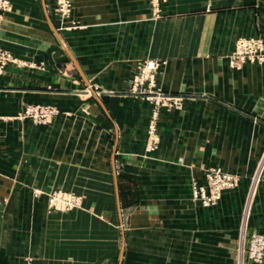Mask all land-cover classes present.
Here are the masks:
<instances>
[{
    "label": "crops",
    "instance_id": "1",
    "mask_svg": "<svg viewBox=\"0 0 264 264\" xmlns=\"http://www.w3.org/2000/svg\"><path fill=\"white\" fill-rule=\"evenodd\" d=\"M13 1L0 37L16 57L69 60L65 45L116 90L131 64L158 58L160 88L185 100L161 111L151 152L150 104L129 96H94L78 120L61 103L46 126L0 118V264H256L240 247L243 233L264 234V63L233 69L228 55L240 37L264 42V0H168L158 18L149 0H73L79 27L63 32L64 45L44 0ZM28 71L6 67L1 116L63 97L46 90L49 74ZM210 166L239 183L203 207L191 183ZM49 188L83 194L95 213H48L33 190Z\"/></svg>",
    "mask_w": 264,
    "mask_h": 264
},
{
    "label": "rangeland",
    "instance_id": "2",
    "mask_svg": "<svg viewBox=\"0 0 264 264\" xmlns=\"http://www.w3.org/2000/svg\"><path fill=\"white\" fill-rule=\"evenodd\" d=\"M2 1L4 2V5L0 6V30H1L2 22L5 16L13 12V3H14L13 0H2ZM44 1H45V8L49 12V15L51 18L50 21L52 22L51 27L53 29L54 40L57 44L59 43V44L64 45L63 32L71 31L79 27L78 22L75 20L73 16L74 15V1L67 0L69 7H68V11L65 14L61 10L60 2H62V0H44ZM166 1L168 0H149L150 12H151L152 18H158L160 16L161 5L162 3ZM0 47L4 49V47L1 45V37H0ZM63 48L66 50V52H68L69 58H70L69 60L57 61L54 58H51L50 61L46 59H43L40 61L24 60V59H20L16 57L12 52L5 49L8 52H10L13 58L15 59L14 62L9 63L8 65H15L17 68H21L22 70H25L26 71L25 76H28L29 78L32 76L33 73H31L28 70H31L32 72L37 71L42 74H49L51 77L50 79L51 81H50L49 86H47L46 90L62 94L63 97H61L60 101H57L58 103L54 102V104L47 103V102H32V101L23 102L21 106L15 112L7 114L6 116L0 115V118L8 119V120H11V119L19 120L22 122H29L34 125L46 126L50 124L57 116H59V114H61L60 106L62 105L60 104L62 103V104H66L68 108V109L65 108L62 111L64 112L65 116L72 120H78L80 118H84L85 116L91 115L89 108L84 104L90 103L94 96L99 97L103 94H108V95L116 94V95L129 96L131 98L138 99V100H143L150 104V113H149L148 123H147V133H148V126H149V122L151 121L153 109L155 108V105L158 101L157 93L159 92L165 93V94L168 93V92L163 91L158 84V77L162 71L161 70L162 62L160 61V59L146 57V58L137 60L134 64H131V66L129 67L128 74L123 76L121 89L116 90L115 88H110V86L100 85L99 83H96L93 74L88 71L89 68H84V69L81 68V66L76 62V60L71 55V52L69 51L67 46L64 45ZM229 55H228V64H229ZM147 60H156L158 62V70L156 72V76L154 80L155 83L153 85V88H155V90L152 93H148V92L141 93L139 91V87L141 85L139 83H135L134 79L139 72V68ZM229 67L231 66L229 65ZM5 70H4V73H5ZM53 84L55 86H53ZM144 87H148L147 81L144 82ZM168 94L182 97L181 104L177 106H171V107H161L160 108L161 110H159L158 115H157L156 129L158 127V122L160 119L161 111L163 109L180 108L181 106H183V103L185 100V96L183 94H174V93H168ZM33 105H40V107H49V108L52 107L54 109V113L52 112V114H50L49 111H46L45 113L47 114L48 118H45L46 116H43L44 118L42 116L35 117L34 115H31L28 112V110ZM147 143H148V137L146 141V150L149 152L153 151L154 149L149 150L147 148ZM156 146H157V143H156ZM54 190L70 192L74 194L75 196H77V203L74 209L72 210L59 209L58 210V209H55L53 206H50L48 198H49V194L53 192ZM33 193L35 196L39 197L43 195L45 197L46 209H47V212L50 214H71L76 211L78 212L79 211H88V212L90 211L92 213H95L94 211H96L95 207H89L85 205L83 194H78L73 191L49 188L47 190L34 189ZM99 211L100 210H98L96 213H99ZM118 212H119V215H121L123 219H125L124 226H125V229H127L128 222H129V213H130L129 207L119 205ZM120 237L121 235L119 231V247H120ZM122 237L123 238H122L121 248L123 249L125 245L124 232L122 233ZM245 259L247 258L245 257ZM28 264H30V262H28Z\"/></svg>",
    "mask_w": 264,
    "mask_h": 264
},
{
    "label": "built area",
    "instance_id": "3",
    "mask_svg": "<svg viewBox=\"0 0 264 264\" xmlns=\"http://www.w3.org/2000/svg\"><path fill=\"white\" fill-rule=\"evenodd\" d=\"M61 10L65 14L68 11V1L62 0ZM4 2L0 0V6ZM12 54L0 47V77L3 75L6 66L14 62ZM246 63L262 64L264 63V44L263 40L256 37H240L235 41L234 49L229 55V65L231 68L239 69ZM158 70V62L156 60H147L139 68V72L134 79L135 83H139V91L141 93H152L156 72ZM148 82V87H144V82ZM136 90V89H135ZM134 90V91H135ZM157 103L153 109L151 121L148 126V143L147 148L153 150L156 147L157 137V115L161 107H171L181 104L182 97L165 93H157ZM46 111L50 114L54 113L51 107H40L33 105L28 110L31 115L46 116ZM44 118V117H43ZM239 183L237 174L223 170L220 166H210L205 168L203 180H193L191 183V197L203 207L215 205L221 198L225 190L236 188ZM49 205L55 209L72 210L76 206L77 196L70 192L54 190L49 194ZM240 255L242 260L246 257L248 260L256 263H264V234L258 231L243 233L240 247Z\"/></svg>",
    "mask_w": 264,
    "mask_h": 264
},
{
    "label": "bare ground",
    "instance_id": "4",
    "mask_svg": "<svg viewBox=\"0 0 264 264\" xmlns=\"http://www.w3.org/2000/svg\"><path fill=\"white\" fill-rule=\"evenodd\" d=\"M5 49V48H4ZM48 197V196H47Z\"/></svg>",
    "mask_w": 264,
    "mask_h": 264
}]
</instances>
